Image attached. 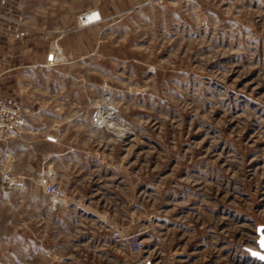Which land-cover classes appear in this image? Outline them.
I'll return each mask as SVG.
<instances>
[{"label":"rangeland","instance_id":"1","mask_svg":"<svg viewBox=\"0 0 264 264\" xmlns=\"http://www.w3.org/2000/svg\"><path fill=\"white\" fill-rule=\"evenodd\" d=\"M0 73V264H264V0H0Z\"/></svg>","mask_w":264,"mask_h":264},{"label":"built area","instance_id":"2","mask_svg":"<svg viewBox=\"0 0 264 264\" xmlns=\"http://www.w3.org/2000/svg\"><path fill=\"white\" fill-rule=\"evenodd\" d=\"M1 77V73H0ZM27 116L23 103L10 95L0 94V143L16 139L26 127ZM15 165H11L9 154L0 153V181L4 189H17V182L14 180ZM40 186L46 193L51 195L65 196L67 188L59 182L42 177L39 180ZM114 237L134 254L144 249V242L136 236H123L119 229L114 231Z\"/></svg>","mask_w":264,"mask_h":264},{"label":"water","instance_id":"3","mask_svg":"<svg viewBox=\"0 0 264 264\" xmlns=\"http://www.w3.org/2000/svg\"><path fill=\"white\" fill-rule=\"evenodd\" d=\"M258 235H259V238H258L257 244L259 246V249L258 250L247 249V250L253 256L257 257L258 259L264 262V233L260 232Z\"/></svg>","mask_w":264,"mask_h":264},{"label":"bare ground","instance_id":"4","mask_svg":"<svg viewBox=\"0 0 264 264\" xmlns=\"http://www.w3.org/2000/svg\"><path fill=\"white\" fill-rule=\"evenodd\" d=\"M99 18H100V13L99 12H97V11H90V12H88V13L85 14L84 18H81V22L85 24L86 22L89 23L90 20H97ZM50 179H52V178H50Z\"/></svg>","mask_w":264,"mask_h":264},{"label":"crops","instance_id":"5","mask_svg":"<svg viewBox=\"0 0 264 264\" xmlns=\"http://www.w3.org/2000/svg\"><path fill=\"white\" fill-rule=\"evenodd\" d=\"M57 141L60 142V138L59 139L58 138H55L54 147H56V144L58 143Z\"/></svg>","mask_w":264,"mask_h":264}]
</instances>
